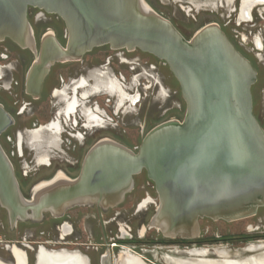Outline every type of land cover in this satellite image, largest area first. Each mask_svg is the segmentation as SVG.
<instances>
[{"label":"water","instance_id":"obj_1","mask_svg":"<svg viewBox=\"0 0 264 264\" xmlns=\"http://www.w3.org/2000/svg\"><path fill=\"white\" fill-rule=\"evenodd\" d=\"M29 7L63 21L65 46L48 33L36 52ZM4 40L35 54L26 75L33 96L55 63L80 61L107 45L164 62L186 105L181 121L155 126L136 150L109 139L95 142L75 178L54 176L35 186L29 199L0 145V208L11 228L38 222L45 212L60 217L75 206L115 207L142 171L158 198L148 226L166 238L192 239L199 219L235 221L264 206V130L251 96L256 72L217 24L205 25L187 40L145 0H0ZM12 124L0 104V134Z\"/></svg>","mask_w":264,"mask_h":264},{"label":"flooded vegetation","instance_id":"obj_2","mask_svg":"<svg viewBox=\"0 0 264 264\" xmlns=\"http://www.w3.org/2000/svg\"><path fill=\"white\" fill-rule=\"evenodd\" d=\"M251 1L145 0L187 40L205 25L221 28L256 72L252 111L264 130V0ZM160 8L173 12L172 17L163 15ZM175 9L192 21L200 13L212 19L188 38L183 32L185 20ZM27 18L36 52L48 33L65 46L66 29L58 16L29 7ZM34 59L32 51L10 40L0 42V104L13 118V124L0 134V145L27 199L35 186L58 173L75 178L95 142L109 139L123 144L126 117L139 121V144L155 126L184 117L186 105L177 81L164 62L147 53L105 45L92 49L80 61L55 63L37 96L26 89L27 71ZM154 101L159 102L156 108L151 104ZM157 205L154 185L142 171L134 176L133 188L123 202L108 209L75 206L60 217L45 212L38 222H17L11 228L6 211L0 208V261L16 263L13 246L26 254L27 264H37L40 252L78 254L85 264H119L125 256L142 264H167L165 256L187 259L191 251L213 261L246 260L264 251V206L255 215L235 221L199 219L198 234L182 239L163 237L148 226ZM250 218L242 233L226 231L208 237L205 229L212 222L230 225ZM159 253L163 263L156 259Z\"/></svg>","mask_w":264,"mask_h":264},{"label":"bare ground","instance_id":"obj_3","mask_svg":"<svg viewBox=\"0 0 264 264\" xmlns=\"http://www.w3.org/2000/svg\"><path fill=\"white\" fill-rule=\"evenodd\" d=\"M250 6H251V4H250ZM107 92H108V90H107ZM56 127H58V126H56ZM54 179L55 180L62 179V174L61 173L56 174ZM45 185H46L45 183H41V184H39L36 187V189L40 188L42 186H45ZM12 252H13V256H14V258L16 260L15 264H22L23 257H24L23 253L20 250L16 249V248H14ZM198 253H200V252L191 251L190 255H189L190 257L187 258V259H176V258H173V257H170V256H165L164 260H165V262L167 264H264V251L261 254H259L257 256H254V257H251V258H248L246 260H232V261L226 260V259H221V260H217V261H215V260L214 261L213 260H207L205 258H200L199 255L197 257L196 255ZM36 256H37V259H36V263L37 264H85V262H86L85 258L80 256V255H78V254H73V253L70 254V253H65V252H54V253L40 252ZM0 264H4V263H2L0 261ZM119 264H142V263L139 260H137L136 258H133V257H130V258L127 257L126 258V256H125V259H122V257H121V260L119 261Z\"/></svg>","mask_w":264,"mask_h":264},{"label":"rangeland","instance_id":"obj_4","mask_svg":"<svg viewBox=\"0 0 264 264\" xmlns=\"http://www.w3.org/2000/svg\"><path fill=\"white\" fill-rule=\"evenodd\" d=\"M166 3V2H164ZM176 8V6H175ZM165 8H160V11L163 15L168 16V17H172L173 12L164 10ZM176 10V9H175ZM178 11V12H177ZM177 12V16H179L181 19L185 20L186 25L184 26L183 32L187 35V37L189 38L192 35V32H194L195 30H197L198 28H200L204 23L211 21L212 17L211 16H207L206 14H198V15H194L195 21H192L190 18H187L184 16V14L182 12H180L178 9L176 10ZM181 23V22H179ZM189 28V29H188ZM60 36H62V34L60 33ZM158 101H154L152 102V106L154 108L158 107ZM47 108V106H46ZM125 122V141L123 143V145L127 146L128 148H133V147H137L139 146V142H138V138L137 135L139 133L138 131V119L134 118L133 116H128L124 119ZM253 220V219H252ZM251 222V218L244 220V221H238L235 223H232L230 225H226L224 223L221 222H212V223H208V225H206L205 229L208 228V237L212 236L213 234H223L226 231H231V232H237V233H242L245 231V227L248 223ZM238 246V245H237ZM164 252H162L161 255H163ZM233 256V255H232ZM157 261H160L161 263H163L160 260V253L157 256ZM227 260V259H226Z\"/></svg>","mask_w":264,"mask_h":264}]
</instances>
